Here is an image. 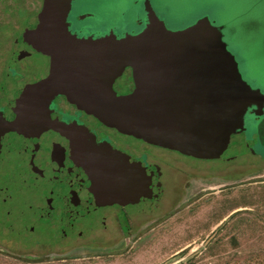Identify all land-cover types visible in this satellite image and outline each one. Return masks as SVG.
<instances>
[{
    "label": "flooded vegetation",
    "instance_id": "obj_1",
    "mask_svg": "<svg viewBox=\"0 0 264 264\" xmlns=\"http://www.w3.org/2000/svg\"><path fill=\"white\" fill-rule=\"evenodd\" d=\"M77 1L72 0L68 26L80 18L74 12ZM147 1L141 3L143 19L134 26L138 30L119 35L111 28L97 37L76 33V39L96 41L115 35L121 40L141 35L148 25ZM37 23L36 17L28 26L0 33V261L35 260L38 252L52 257L120 252L135 234H148L143 227L150 221L191 213L192 206L185 209L184 204L211 190L195 181L198 158L109 127L64 95L43 106H20L26 88L50 73V57L23 39L24 31ZM219 28L225 41L224 28ZM243 80L264 94V85L253 88ZM134 88L132 69L126 67L113 89L127 95ZM31 106L34 110H29ZM261 108L259 116L252 110L248 114L256 118V139L264 146V105ZM256 158L264 162L263 157ZM242 159L245 168L255 158ZM103 171L136 176L142 180L137 185L145 196L118 202L101 197L97 188ZM239 211H232L229 218ZM210 220L194 222L195 231L206 230Z\"/></svg>",
    "mask_w": 264,
    "mask_h": 264
},
{
    "label": "water",
    "instance_id": "obj_2",
    "mask_svg": "<svg viewBox=\"0 0 264 264\" xmlns=\"http://www.w3.org/2000/svg\"><path fill=\"white\" fill-rule=\"evenodd\" d=\"M146 6L141 35L92 41L68 32L72 0H43L36 27L23 39L50 57V73L29 85L19 104L43 106L64 95L122 133L198 159H219L232 136L246 130L249 111L262 114L264 94L243 80L219 27L203 24L171 35L149 0ZM126 67L135 88L118 95L113 82ZM110 172L99 174L101 197L118 202L145 196L137 185L142 180Z\"/></svg>",
    "mask_w": 264,
    "mask_h": 264
},
{
    "label": "rangeland",
    "instance_id": "obj_3",
    "mask_svg": "<svg viewBox=\"0 0 264 264\" xmlns=\"http://www.w3.org/2000/svg\"><path fill=\"white\" fill-rule=\"evenodd\" d=\"M42 1L0 0V33L36 21ZM142 1L78 0L74 12L80 18L70 21L68 32L97 37L111 28L119 35L138 30L134 26L143 19ZM151 1L171 35L203 24L222 26L241 76L253 88L264 85V0ZM21 11L29 14L25 21ZM246 121V130L232 136L221 158L195 161V181L211 190L184 204L185 209L192 206L191 213L150 221L143 227L148 234H135L120 252L55 257L38 252L35 260L3 258L0 264H264V162L256 158H264V146L256 139V118L247 114ZM243 156L255 159L244 168ZM237 208L241 211L229 218ZM208 217L206 230L196 232L194 222Z\"/></svg>",
    "mask_w": 264,
    "mask_h": 264
},
{
    "label": "trees",
    "instance_id": "obj_4",
    "mask_svg": "<svg viewBox=\"0 0 264 264\" xmlns=\"http://www.w3.org/2000/svg\"><path fill=\"white\" fill-rule=\"evenodd\" d=\"M19 14L23 17V18H22L23 21H25V19H26V15H29V14H28L27 12H25V11H21V12H19ZM22 20H21V21H22ZM23 21H22V22H23ZM0 30H3V29L0 28ZM239 225H240V224H239ZM223 226H224V224L221 225L220 228H223ZM219 240H220V239H218V241H219ZM231 240H232V238H231ZM232 242H233V241H232ZM234 243H235V242H234ZM233 245H234V246H237V243H235V244H233ZM209 249L211 250L210 247H209Z\"/></svg>",
    "mask_w": 264,
    "mask_h": 264
}]
</instances>
